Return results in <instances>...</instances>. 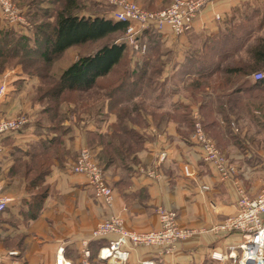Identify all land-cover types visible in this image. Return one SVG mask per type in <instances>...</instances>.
Returning a JSON list of instances; mask_svg holds the SVG:
<instances>
[{
	"label": "crops",
	"instance_id": "0c3cea01",
	"mask_svg": "<svg viewBox=\"0 0 264 264\" xmlns=\"http://www.w3.org/2000/svg\"><path fill=\"white\" fill-rule=\"evenodd\" d=\"M140 3L154 10L167 6L169 0ZM252 3L251 0H213L197 15L188 32L179 35L167 26L164 32L150 37L148 52L152 53V60L148 54V71H153L151 67L162 70H154L153 84L145 91V97L154 98V103L135 112L143 116L145 126L129 123L134 131L149 137L139 150H134V143L129 151L126 146H119L122 131L115 129L118 115L109 110L97 113V122L93 123L89 114L79 119L72 115L43 118L46 109L41 106L30 112L33 119L25 128L0 136V194L9 199L7 208L0 213V264H56L62 248L68 263L79 264L83 242L90 239L99 222L115 215L127 229L151 231L160 227L159 207L177 211L182 226L199 231L180 241L169 255L150 247L129 246L130 257L125 264H142L145 260L158 264H194L211 259L214 250L229 252L239 245L242 239L239 234L217 235L214 228L237 212L236 181L250 195L258 194L264 187V145L261 147L255 138L251 141L235 138L239 128L235 129L232 120L224 122L222 116L229 115L232 119L235 107L228 99L253 88V73L239 80L244 89L234 94L221 92L215 86L195 90L194 80L207 76L201 70L202 52L208 53L213 46L206 44L234 31V22L244 23ZM251 29L247 24V31L242 33L244 40L256 34ZM258 36L262 37V33L258 32ZM159 50L161 58L154 60V53ZM216 63L202 67L213 69ZM7 77L9 83L29 81L10 74ZM212 79L236 81L229 74L219 78L213 75ZM6 96L0 103V113L13 106L21 107L13 93ZM23 104L24 111H32ZM194 109L206 115L208 136L230 162L237 164L239 172L234 178L223 180L215 166L203 160L202 148L191 138L192 122L188 124ZM159 112L163 115L160 120L153 117ZM84 147L91 149L104 169L106 180L113 188L112 206L95 197L85 174L72 170ZM184 164L193 168L191 177L184 174ZM154 166L161 168L158 177L147 173ZM115 237L111 235L91 243L95 264H109L99 260L97 253Z\"/></svg>",
	"mask_w": 264,
	"mask_h": 264
},
{
	"label": "rangeland",
	"instance_id": "374dc122",
	"mask_svg": "<svg viewBox=\"0 0 264 264\" xmlns=\"http://www.w3.org/2000/svg\"><path fill=\"white\" fill-rule=\"evenodd\" d=\"M27 1L28 0H14L15 5L17 7L18 19L13 24H10L7 21H5V19H3V17L1 16V8H0V42L3 43L6 49L3 52L7 54L5 55V57L7 58L0 60V103L1 101L6 100L7 98L6 95H8V93L9 94L13 93L15 95L14 98L17 99L16 103L21 102V107L16 109L15 106H13L10 110L8 108L7 111H3L1 113V116L3 118L13 119L20 116H26V118L29 119V122H32L33 115L31 116L30 112L33 113L35 109L40 108L42 106L43 109H46V112H44L45 115L42 116L43 118L56 119L55 114L60 109L62 111L59 114V118H66L67 116L70 117L72 115L75 118L79 119L83 117L85 118L87 117L86 115L89 114L90 115L89 118L91 119L90 122L92 121L93 123H95L97 122V118H96L98 115L97 113L99 112L104 113L105 110H108L107 108L110 107V102L118 100V98L121 96H123L124 100L119 101L118 104L123 107L124 106L128 107L129 110L133 109L134 105L137 103L143 106V108H148L149 103H154L153 102L154 98L145 97L146 81L142 82L139 80L140 82L139 86L141 87L139 95H134V96L133 95L131 96V94L123 95L120 92L116 96H112L111 94V90L117 88V86L119 88V85L122 84V81L124 79L127 78V80L129 81L128 84H130V82H133L134 80L137 79L138 76L136 77V74L137 75L142 74L144 70V66L146 64L147 55L149 54V52L147 51L148 48L144 51L135 49L134 45H131V43L128 41V37L126 33L113 34L112 36H110V38L102 42L103 44V43H110L112 41L122 42L123 40L126 41L128 44L127 51L121 62L112 70V72L108 75V77L100 78L98 80L97 85H101L103 86V88L99 89L97 86H95L93 89H88V90L56 91V88H58L57 86L58 80L60 78V75L63 73V71L67 69L70 65H72L74 62L78 61L82 56H86L91 53H94L99 48L98 47L99 43L88 42L82 45L72 46L69 49H67L63 54L56 57L51 63H45L43 61V56L41 55V53L44 50L43 47L44 37L42 36V34L38 33L39 32L38 27L43 22H47V20L52 21V19H47V17L45 19H40L41 15L39 14L41 12H44L45 8H50V10H53L54 7L53 5L50 6L47 3H45L42 5H37L36 6L37 8L33 10V7L28 5L29 3ZM120 1L122 0H84V2L86 3V10L83 13L87 17L88 16L95 17L96 15H98L100 17L111 18L115 20L116 13L120 9L119 8ZM129 1L134 2L142 10L156 12L166 8L168 5H170L172 0H169L167 6L154 10L147 9L146 7H144L143 4L140 3V1L141 2L146 1L147 3H153V2L160 3L161 0H139V1L129 0ZM251 1H253L254 3H252L249 6V11L246 14L248 15L249 18V23H250L249 26H251L252 28L250 32H253L252 30L254 29L256 30V34H254V36H250L247 39L248 42L247 44L244 41L245 43L243 44V47L241 49L232 51L230 56L231 60H227L226 63L227 64L242 63L243 65H249L250 73L252 74L254 72V67H255L253 60V48L257 46V40H259L264 36V2H262L261 0H251ZM30 11L36 12V16L40 20L36 21V19H33L31 16H29L28 14L30 13ZM258 32L262 33V37L258 36ZM7 34L8 37L4 38L3 36H6ZM124 38L126 40H124ZM243 38H245V36ZM253 38L254 40H251ZM140 41L142 42V44L146 43V40L143 37L141 38ZM229 47L231 51L232 44H229ZM225 49L227 51L229 50L227 49V47H225ZM160 54H161V50H159L158 53L155 52L153 56L154 60H156L158 57L160 59L161 58ZM149 55H150V60H152V53L150 52ZM224 67L225 66L223 65L221 70H223ZM150 70H152V67L150 68ZM257 71L264 72V68L263 69L259 68ZM134 73L135 75H133ZM8 74L15 75L20 78L25 77L26 79L28 78L29 81L27 83L25 80L9 83L11 81L10 79L8 80L7 77ZM214 81L215 80L212 79V82L210 81L209 82L215 83ZM253 82L255 83V81ZM199 88L195 86V90H198ZM244 91H246V93H243V95H240L238 97L239 102L238 105L235 107V109H233V115L231 119L233 125L235 126V129L237 130L239 128L238 131H236L237 136L235 138L240 137L241 139L242 137L244 138V140L249 139L250 141L254 140L255 138V142H258V144L262 147L264 145V128L263 129L259 128L255 123L257 122V119H260V122L263 123L264 126V87L257 90H254V88L244 89ZM142 95L144 97H142ZM22 104L24 105L25 109L26 108L32 109V111H27V110H26L27 112L24 111L22 108ZM115 113L117 114V112ZM199 113H201L199 112V109H194L191 112V118L194 120V122H195V116ZM157 114L158 115H154L153 117L159 120L162 119L163 115L161 114V112ZM37 117L40 119L42 118L39 114ZM126 117H127L126 121L128 122L127 123L128 126H130L129 123H132V125L135 124L139 127H143L146 124V121L143 118V116L135 114L134 112L130 113L129 111V114H127ZM200 117H201V123L203 124L204 127L203 121L207 117L202 113L200 114ZM226 119L229 120V115L222 116V120L224 122H226ZM188 124H191V122H188ZM256 131L257 132L260 131L259 132L260 134L258 135ZM132 132L134 133H129V134L131 135L136 134V138H137L133 140L134 150H139L140 148H142L141 146L144 143V141L148 140L149 137L147 136L146 133L141 131L133 130ZM192 135L193 132L191 136ZM150 138H152V136ZM129 140L132 139L129 136L126 137L125 135H123L121 142L123 141L128 142ZM192 140L195 144L199 145L202 148V144H200V142H197V140H194L193 138ZM246 144L247 145L249 144V147L252 146L250 143H246ZM255 145H253V147L257 146ZM235 165L237 166V164ZM100 167L103 168L102 166ZM186 167H188V170L190 171V175H186L185 173ZM151 170L156 171V173L160 172L161 175V168L159 169V167L154 166ZM183 171L187 177H191L193 175L194 170L190 166V164H184ZM175 212L177 213L178 222H179V214L177 211ZM179 225L180 227L182 226L180 222ZM182 227L184 228V226ZM191 229H195L196 231H199L196 228H191ZM231 234H237V233H231ZM222 236H226V235H222ZM179 242H177L176 246L169 254H172L175 251ZM150 248L159 250V248L153 246ZM232 250L233 248H231L229 251ZM235 250L236 253L239 251L238 249ZM226 253L227 252H225L224 254ZM169 254H164V255H169ZM211 255H210L211 259H206L203 262H196L194 264H223L218 260H214L211 257ZM146 261L152 262V260H146ZM154 264H158V263L154 262ZM225 264H229V262L226 261Z\"/></svg>",
	"mask_w": 264,
	"mask_h": 264
},
{
	"label": "built area",
	"instance_id": "2783aa9c",
	"mask_svg": "<svg viewBox=\"0 0 264 264\" xmlns=\"http://www.w3.org/2000/svg\"><path fill=\"white\" fill-rule=\"evenodd\" d=\"M213 0H172L166 8L151 12L140 9L134 2L122 0L119 2V10L115 20L126 22V34L128 41L135 49L146 50L147 44L140 41L145 33L152 29L162 33L169 26L176 34H184L191 30L193 22L199 12ZM241 1V0H232ZM1 16L10 24L18 19L17 7L14 0H0ZM135 43V44H134ZM254 81L264 79V72H254ZM29 123L26 116L13 119H5L0 113V136L10 132H18ZM192 138L202 144L203 158L205 162L212 163L220 177L225 180L234 178L238 167L230 162L217 144L204 130L200 114L195 116ZM0 148V152H1ZM72 170L83 173L88 178L89 185L94 190L97 199L106 205L112 206L114 201L113 188L108 184L104 169L101 168L90 148L84 147L80 150ZM151 176H160V172L147 170ZM186 175H190L188 167L185 168ZM239 199L237 212L225 218L214 231L219 235L237 233L241 236V242L232 251L221 252L214 250L211 257L225 264H264V187L256 195H250L236 181ZM207 189V186L203 187ZM1 193V187H0ZM9 199L0 194V213L8 205ZM160 217V227L147 232H136L127 229L121 218L115 215L108 216L99 222L93 229L90 239L83 242L79 264H95L91 243L100 239H107L111 235L116 237L109 244L98 249L97 257L109 264H125L130 257L132 247H156L162 254H169L177 242L185 240L196 234L195 229L180 227L177 213L166 208H157ZM239 251L236 253V250ZM64 249L59 250L56 264H70L64 259ZM228 254V255H227ZM154 264L144 261L142 264Z\"/></svg>",
	"mask_w": 264,
	"mask_h": 264
},
{
	"label": "trees",
	"instance_id": "16d2710c",
	"mask_svg": "<svg viewBox=\"0 0 264 264\" xmlns=\"http://www.w3.org/2000/svg\"><path fill=\"white\" fill-rule=\"evenodd\" d=\"M27 2L29 3L28 5L33 7V10L37 8V5H42L45 3L50 6L53 5L54 7L53 10H50V8H45L44 12H41L39 14L41 15L40 19H45L46 17L47 19H52V21L47 20V22H43L38 27V33L42 34V36L44 37V50L41 55L43 56V61L45 63H51L56 57L63 54L72 46L82 45L88 42L100 44H98L99 48L94 53L82 56L78 61L74 62L63 71L58 80V88H56V91L88 90L93 89L95 86H97L99 89L103 88V86L97 85L98 80L100 78L108 77L112 70L121 62L127 51L128 44L123 40L122 42L112 41L110 43L103 44L102 42L110 38V36H112L113 34H125L128 24L126 22L100 17L98 15H96L95 17L85 16L83 13L86 10V3L84 2V0H48V2L47 0H28ZM28 15L33 19H36V21L40 20L36 16V12L30 11ZM244 17V23L234 22V26L236 27V29L234 31H230L231 34L229 32L223 33L215 40L209 41L206 44V46L211 45L213 47L208 53L206 50H203L202 52V56H204V58L203 64H201V70H203L204 74H206L207 76L203 77L201 75L202 77H198L196 78V80H194L196 82L195 85L198 88L200 87V89H203L208 86H215L217 87V90L224 93L227 90L229 94H234L235 92L240 91L243 88L244 84L239 82V80L243 77L248 76L249 74L251 75L249 65H243L242 63L227 64L226 61L231 60V52L241 49L243 47V44L245 43L244 41H246L251 36L250 35L245 40L243 38L242 33L244 34L245 31H247L246 25L250 24L248 15L246 14ZM236 33H239L240 35ZM156 34L160 33L152 29L148 30L145 33V37L143 38H145L146 40L147 48L151 40L150 37H156ZM3 37L7 38L8 34ZM124 40L126 39L124 38ZM229 44H232L231 51ZM225 47H227V49L229 50L227 51ZM4 50H6L5 46L0 42V60L7 58L5 57V55L7 54L3 52ZM253 60L255 66L254 72H261L257 70L259 68H264L263 37L257 40V46L253 48ZM212 62H217L215 68L212 69V67H208V69L202 67L204 64H207L209 66L212 64ZM223 65L225 67L223 70H221ZM152 70L153 71L149 73L146 63L142 74H136V77L138 76L136 80L128 84L129 81L127 80V78L124 79L122 81V84L119 85V88L117 86V88L111 90L112 96H116L119 92L123 95H139V92L141 90V87L139 86V80L142 82L146 81L145 87L150 88L153 84L152 74L155 73L154 70H158V72H160V70L162 69L161 67H155V69ZM135 73L133 75H135ZM226 74L235 76L236 81L224 82V80L220 81L218 79L214 81L215 83L209 82V80L212 79L213 75L218 76L219 78ZM230 86H232V88ZM262 87H264V79L255 81V84L253 86L254 90L260 89ZM238 97L239 96H235L233 99H228V101L231 102V106L236 107L238 105ZM122 100H124L123 96L119 97L116 101H111L108 110L117 112L118 123L115 127L116 131L121 129L122 136H129L132 140H135L137 139L136 134H129L133 132L130 130L132 127L130 128L127 124L128 122L126 121V116L127 114H129V111L130 113H135L138 108H141L143 106L137 103L134 105L133 109L129 110L128 107H123L118 104V102ZM57 112L55 116L59 115V112ZM191 119L190 122H192V128L194 129V120ZM230 120L231 118H229V121ZM203 123L205 128V120L203 121ZM255 124L259 128H264L263 123L260 122V119H257V122ZM120 139L122 138H118V142ZM133 143L134 141H123L121 142V144H119V146H126V149L129 151ZM96 161L100 166H102L97 159Z\"/></svg>",
	"mask_w": 264,
	"mask_h": 264
},
{
	"label": "bare ground",
	"instance_id": "6f19581e",
	"mask_svg": "<svg viewBox=\"0 0 264 264\" xmlns=\"http://www.w3.org/2000/svg\"><path fill=\"white\" fill-rule=\"evenodd\" d=\"M150 264V263H149Z\"/></svg>",
	"mask_w": 264,
	"mask_h": 264
}]
</instances>
